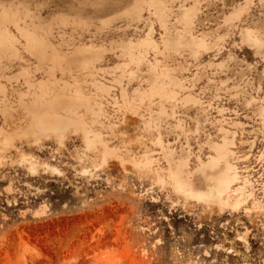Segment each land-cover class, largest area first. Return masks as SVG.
Returning a JSON list of instances; mask_svg holds the SVG:
<instances>
[{
  "label": "rangeland",
  "instance_id": "374dc122",
  "mask_svg": "<svg viewBox=\"0 0 264 264\" xmlns=\"http://www.w3.org/2000/svg\"><path fill=\"white\" fill-rule=\"evenodd\" d=\"M0 264H264V0H0Z\"/></svg>",
  "mask_w": 264,
  "mask_h": 264
},
{
  "label": "bare ground",
  "instance_id": "6f19581e",
  "mask_svg": "<svg viewBox=\"0 0 264 264\" xmlns=\"http://www.w3.org/2000/svg\"><path fill=\"white\" fill-rule=\"evenodd\" d=\"M81 100H82V99H81ZM45 115H46V114H45ZM38 122H40V121H38ZM60 124H61V122H60ZM40 126H41V125H40ZM43 126H44V125H43ZM57 126H58V124H57ZM59 126H60V125H59ZM55 128H56V127H55ZM45 129H46V128H45ZM64 129H65V127H64ZM101 146H102V145H101ZM104 153H106V152H104ZM106 154H107V153H106ZM105 158H106V157H105ZM229 168H230V167H229ZM228 170H230V169H228ZM222 178H223V177H222ZM232 178H233V177H232ZM226 180H227V179H226ZM228 180H230V179H228ZM231 180H232V179H231ZM231 180H230V181H231ZM231 182H232V181H231ZM228 183H229V182H228ZM229 184H231V183H229ZM227 186H228V184L226 185V187H227ZM224 187H225V186H224ZM212 190H214V189H212ZM218 191H219V192H220V191H221V192H224V191H226V189H224V188H219ZM212 193H214V192H212ZM224 194H225V193H223L222 195H224ZM212 195H213V194H212ZM198 196H199L200 198L204 197L203 194H200V195H198ZM215 196H216V195H215ZM220 196H221V195H220ZM220 196H219V197H220ZM219 197H218V198H219ZM219 199H221V197H220ZM217 201H218V200H217ZM219 201H220V200H219ZM220 203H221V202H220ZM226 204H227V203H226ZM224 205H225V204H224Z\"/></svg>",
  "mask_w": 264,
  "mask_h": 264
}]
</instances>
